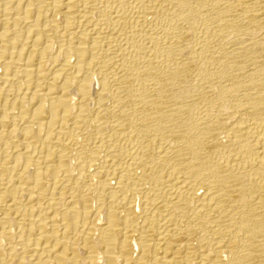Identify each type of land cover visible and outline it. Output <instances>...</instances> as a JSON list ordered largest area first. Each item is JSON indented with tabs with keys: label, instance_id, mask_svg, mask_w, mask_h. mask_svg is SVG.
<instances>
[{
	"label": "bare ground",
	"instance_id": "1",
	"mask_svg": "<svg viewBox=\"0 0 264 264\" xmlns=\"http://www.w3.org/2000/svg\"><path fill=\"white\" fill-rule=\"evenodd\" d=\"M0 264H264V0H0Z\"/></svg>",
	"mask_w": 264,
	"mask_h": 264
}]
</instances>
